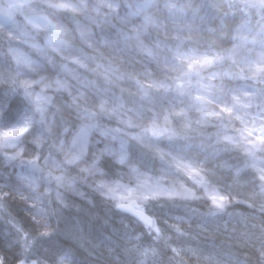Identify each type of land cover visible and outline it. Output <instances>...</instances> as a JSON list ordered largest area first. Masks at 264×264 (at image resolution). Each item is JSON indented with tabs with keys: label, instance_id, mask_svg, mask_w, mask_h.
<instances>
[{
	"label": "rangeland",
	"instance_id": "1",
	"mask_svg": "<svg viewBox=\"0 0 264 264\" xmlns=\"http://www.w3.org/2000/svg\"><path fill=\"white\" fill-rule=\"evenodd\" d=\"M243 1L264 6V0ZM166 2L167 8L176 7L174 1ZM157 4L159 0H0L4 39L0 40V84L7 81L8 61L36 117L32 121L28 114L9 124L0 121L5 169L0 172V194H10L3 199L18 202L31 218L44 222L31 181L37 182L40 192L49 191L54 197L59 191L73 197H81L77 193L82 192L85 198L90 190L114 204L141 206L154 198L199 197L212 204L213 195L228 198L210 182L200 163L160 146L177 130L176 117L183 118L180 128L187 129L195 115L199 120L225 119L219 121L216 134L249 155L260 179L258 191L264 195V26L254 35L238 34L225 56L180 54L171 48L160 49L164 55H158V43L141 39L147 32L174 39L163 34L166 30L155 16ZM49 10L77 14L80 20L71 30ZM101 27L114 30V35L101 36ZM177 30L181 33L182 28ZM131 47L146 57V64L131 69L126 60ZM85 74L100 76L104 86L96 87ZM149 90L179 97L160 105L150 98ZM61 91L67 92L66 109L58 105L56 94ZM128 96L137 109L130 106ZM63 115L72 117L75 126L61 125L58 118ZM103 117L115 126L101 123ZM23 129L28 131L22 137L3 135ZM49 139L55 155L32 163ZM131 141L156 153L169 168L157 175L141 171L130 161ZM74 157L79 159L68 164ZM104 158L120 164L123 176L108 179L100 166ZM56 176L64 178V186L57 184ZM68 182H74L75 192ZM33 202L36 207L29 206ZM35 225L40 230L41 225Z\"/></svg>",
	"mask_w": 264,
	"mask_h": 264
},
{
	"label": "trees",
	"instance_id": "2",
	"mask_svg": "<svg viewBox=\"0 0 264 264\" xmlns=\"http://www.w3.org/2000/svg\"><path fill=\"white\" fill-rule=\"evenodd\" d=\"M159 1L155 16L164 29L173 32L180 27L188 37L184 44L162 40L155 32H147L141 38L148 43L160 40L183 52L218 51L226 55L233 47L236 32L254 34L264 26V6L246 4L243 0H172L176 5L172 8L165 6L168 0ZM47 13L71 30L80 20L79 15L69 12L49 10ZM113 31L101 27L100 34L107 38L114 35ZM5 64L9 75L6 83L0 85L1 120L12 123L31 103L15 81L11 64L8 61ZM135 65L140 66L136 62ZM85 75L96 87L104 86L100 76ZM66 94L64 91L56 94L58 105L64 109ZM148 94L160 105L179 97L156 90H149ZM128 99L130 106L137 109L132 98L128 96ZM182 119L175 118L177 130L173 137L160 141V146L200 163L210 182L229 198L222 212L201 197L190 201L147 200L141 206L159 226L157 234L93 191L88 190L85 198L64 193L67 208L56 201V195L44 200L50 213L54 210L49 219L54 235L44 239L25 206L0 199V256L4 257V264H16L22 255L31 254L52 264L53 254L62 249L74 254L75 264H264V195L258 191L260 179L249 155L219 139L215 130L219 121L224 122L223 117L199 120L195 115V122L187 129L180 128ZM58 120L63 126H75L70 116L63 115ZM100 121L115 126L109 118ZM52 143L49 139L38 148V162L55 155ZM130 143L127 146L130 160L141 170L157 174L168 167L140 142ZM39 166L43 170L42 164ZM100 166L108 179L123 176L124 169L111 158L102 159ZM17 227L28 233V239L22 238ZM22 245L32 246V252L24 253Z\"/></svg>",
	"mask_w": 264,
	"mask_h": 264
},
{
	"label": "snow or ice",
	"instance_id": "3",
	"mask_svg": "<svg viewBox=\"0 0 264 264\" xmlns=\"http://www.w3.org/2000/svg\"><path fill=\"white\" fill-rule=\"evenodd\" d=\"M28 129L23 130H12L7 131L3 135L6 138H16L21 137L27 133ZM38 159V157L34 158L32 163H35V161ZM79 159V157H74L71 160H68V164H74L76 160ZM55 180L58 185L64 186V178L62 176H56ZM31 183L34 184L33 191L37 193V201L39 203L38 212L41 215V217L44 218V222L41 220H38L35 216H33V223L40 224V230H39V236L44 239L50 238L52 235H54V230L52 229V226L47 221L50 219V215L54 214V210L52 213H50L49 208L45 205L44 200L45 197H50L49 191H39V186L36 181H31ZM67 187L72 190L76 191L74 182H68ZM78 195H80L82 198L84 197V193L78 192ZM10 195L9 193H3L0 194V199H3L4 197ZM227 197L223 195H213L211 197V202L215 209L217 211H223L226 207L227 203ZM56 201L63 207L67 208L69 207L65 197L62 195L61 192H56ZM30 207H36V202H33L29 205ZM116 207L120 210H127L134 212L141 220L144 222L148 227L152 228L154 232L159 234L160 229L159 226L155 223L153 218H150L147 216L142 210H137L134 208H131L129 206H126L124 204H117ZM17 231L21 233V236L23 239H28V233L24 232L22 227H17ZM35 239L32 240V246H34ZM32 246L29 247H22L24 248V253H31L32 252ZM66 261H71V264H75V257L74 254L69 249H62L60 251H57L53 254V260L52 264H65ZM0 264H4V257L0 256ZM16 264H48L47 260H41V258L37 257L35 254L31 255H22L20 258L17 259Z\"/></svg>",
	"mask_w": 264,
	"mask_h": 264
},
{
	"label": "water",
	"instance_id": "4",
	"mask_svg": "<svg viewBox=\"0 0 264 264\" xmlns=\"http://www.w3.org/2000/svg\"><path fill=\"white\" fill-rule=\"evenodd\" d=\"M195 161V160H194ZM197 162V161H196ZM198 163V162H197ZM199 164V163H198ZM119 204H124V205H126V206H129V207H131V208H134V209H137V210H142V209H138V208H136L133 204H131V203H119ZM118 209V208H117ZM120 212H122V213H124V214H126V215H128V216H130V217H132L133 219H135V220H137L138 222H140L141 224H143L145 227H147V228H149L150 229V227H148L144 222H142V220L134 213V212H132V211H129V210H127V208L125 209V210H120V209H118ZM147 216H149L150 218H152L149 214H147L144 210H142Z\"/></svg>",
	"mask_w": 264,
	"mask_h": 264
},
{
	"label": "bare ground",
	"instance_id": "5",
	"mask_svg": "<svg viewBox=\"0 0 264 264\" xmlns=\"http://www.w3.org/2000/svg\"><path fill=\"white\" fill-rule=\"evenodd\" d=\"M33 111H34V108H33V105L32 104L31 105H28V106H25L24 110L19 114L18 119L19 120L21 118L23 119L25 117V115H28V114H31L32 115ZM32 117H33V115H32ZM35 118L36 117H33L32 118V121H34ZM27 123L29 124V120H27ZM171 137H173V136H171ZM188 158L189 159H192L190 157H188ZM3 171H5V169H4L3 161H2L1 156H0V172H3Z\"/></svg>",
	"mask_w": 264,
	"mask_h": 264
}]
</instances>
